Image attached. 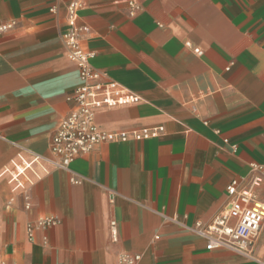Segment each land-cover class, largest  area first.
<instances>
[{
	"label": "crops",
	"instance_id": "obj_1",
	"mask_svg": "<svg viewBox=\"0 0 264 264\" xmlns=\"http://www.w3.org/2000/svg\"><path fill=\"white\" fill-rule=\"evenodd\" d=\"M73 1L0 0V26L15 24L0 34V264H118L121 254L140 255L138 264H264V223L249 259L209 252L187 229L210 224L228 208L231 182L264 166V0H85L92 67L139 98L99 110L97 125L128 139L79 157L81 185L44 160L24 189L11 182L30 152L51 156L76 109L80 72L63 41ZM130 1L141 6L135 16ZM256 197L264 201V183ZM49 216L59 225L30 240L27 225Z\"/></svg>",
	"mask_w": 264,
	"mask_h": 264
},
{
	"label": "built area",
	"instance_id": "obj_2",
	"mask_svg": "<svg viewBox=\"0 0 264 264\" xmlns=\"http://www.w3.org/2000/svg\"><path fill=\"white\" fill-rule=\"evenodd\" d=\"M128 5L130 16H135L141 10L140 4L135 1H130ZM84 9L85 0H74L67 5L68 29L63 35L68 58L80 72L81 85L72 95L76 109L61 121L51 142L50 157L30 152L31 160L22 159L14 165L10 172L11 182L18 189L26 187L27 173L35 163L42 160L51 163L58 170L69 172L72 175L71 183L81 185L86 179L72 170L73 163L79 157L90 154L102 144L128 139L126 133L106 132L97 125L96 116L99 110L136 104L139 98L114 82L103 81V74L92 67L91 61L95 54L85 51L82 46V37L88 29L79 23L80 13ZM51 11L55 13L56 8ZM14 25L12 23L0 26V34L12 29ZM195 52L202 54L197 49ZM163 131L162 127L145 128L135 132L134 138L140 140L157 137ZM225 143H228L227 139ZM250 169L251 176L246 184H242L243 179H235L227 187L230 203L223 213L216 216L210 224H196L187 228L204 240L207 251H228L252 258L254 241L264 223V201L256 197V190L264 183V166L253 164ZM107 193L110 202H113L115 193L111 190ZM59 223L58 218L49 216L28 224V238L32 240L36 230H47ZM109 232L111 240L117 242V222H110ZM140 261V255L121 254L118 264H138Z\"/></svg>",
	"mask_w": 264,
	"mask_h": 264
}]
</instances>
